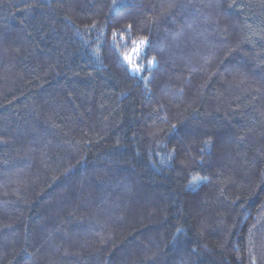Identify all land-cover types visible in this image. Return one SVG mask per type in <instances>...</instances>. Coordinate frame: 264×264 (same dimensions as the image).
I'll use <instances>...</instances> for the list:
<instances>
[{
    "label": "trees",
    "instance_id": "trees-1",
    "mask_svg": "<svg viewBox=\"0 0 264 264\" xmlns=\"http://www.w3.org/2000/svg\"><path fill=\"white\" fill-rule=\"evenodd\" d=\"M0 264H264V0H0Z\"/></svg>",
    "mask_w": 264,
    "mask_h": 264
},
{
    "label": "snow or ice",
    "instance_id": "snow-or-ice-1",
    "mask_svg": "<svg viewBox=\"0 0 264 264\" xmlns=\"http://www.w3.org/2000/svg\"><path fill=\"white\" fill-rule=\"evenodd\" d=\"M140 43H141V44H143V43H144V41H143V40H141V41H140ZM126 59H127V57H126ZM149 63H152V61H149ZM134 70H137V71H138L139 69H134ZM194 179H195V178H194Z\"/></svg>",
    "mask_w": 264,
    "mask_h": 264
},
{
    "label": "rangeland",
    "instance_id": "rangeland-1",
    "mask_svg": "<svg viewBox=\"0 0 264 264\" xmlns=\"http://www.w3.org/2000/svg\"><path fill=\"white\" fill-rule=\"evenodd\" d=\"M133 57H135V55L133 54Z\"/></svg>",
    "mask_w": 264,
    "mask_h": 264
}]
</instances>
